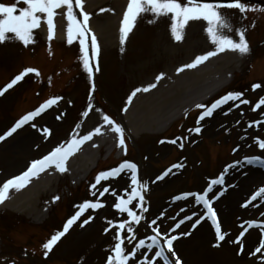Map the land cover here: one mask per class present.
I'll list each match as a JSON object with an SVG mask.
<instances>
[{"label": "rangeland", "instance_id": "374dc122", "mask_svg": "<svg viewBox=\"0 0 264 264\" xmlns=\"http://www.w3.org/2000/svg\"><path fill=\"white\" fill-rule=\"evenodd\" d=\"M99 1L101 2L97 5L99 6L98 8L108 6L113 15L109 13L107 16L101 15L98 10H93L94 7L90 10L92 11V21L97 26H100V23L105 22L110 17L114 24L118 22L119 15H115V12L119 13L122 8H120L121 2L118 0ZM245 5L249 8V5ZM258 8L261 9L260 7ZM259 9L255 11L249 10L244 13L239 12L237 9H221L229 28L220 29L219 31H225V35H228V33L234 34L237 30L242 31V19L240 18L242 15H246L245 20L247 22L254 20L255 23H258L260 20L258 16ZM168 22L169 20L166 21V27L165 20H162L155 26L144 29L146 25L144 26V22L140 20L137 27L126 37L125 43L121 45L118 42V47H114V45L110 47L103 39V37L108 38L110 35L113 37L117 31V26L112 30L109 28L108 33L101 37V42L105 46H102L103 53L99 58L100 67L96 77V83L99 88L97 99H101L102 104L105 101L106 105L104 107L109 108L113 114H119L120 108L125 105L127 94L133 89L135 90L136 87L147 84L149 82L148 79L154 73H164L170 66H175L178 62L183 61L186 52L190 48L185 50V48L178 49L176 47L179 52L176 51L172 55L167 53L166 49L170 44L169 42H171L170 40H172V37L170 38L169 36L170 27L168 30ZM159 27L164 28L163 33L156 30ZM206 27L205 21L198 23L190 21L186 26L182 40L200 41L202 39L191 53L194 54L197 50H204V32H206ZM248 30L250 31V27H248ZM253 31H250L251 38ZM35 35L38 38L39 32H36ZM153 35L160 37L155 40L151 38ZM262 37L264 35L258 36L260 39ZM73 51V49L68 50L64 55L69 52L73 53ZM252 53L254 54L253 51ZM257 55L264 58V43L257 49ZM31 56L33 57V54L28 53V51L25 52L18 43L15 46L12 43L0 45V86L6 78L9 79L11 77L15 72L14 70H18L22 65L36 64L38 67H45V73L53 72L56 76L54 84L40 93V87H37L32 79L1 97L0 130L9 121L11 122L12 119L17 118L20 114L39 104L41 99L49 95H54L52 98H60L59 105L37 118L32 123L36 127L30 124L0 144V185L7 181L9 176L20 171L33 158L69 136L71 123L77 116L78 110L82 109L86 104L84 96L89 93L90 89L86 84V77L80 63H74L75 66L71 74L73 77V79L71 78L72 82L69 84L67 78L65 85L62 84V81H59L61 75L57 74L49 63L44 64V59L41 55L40 57L36 54L33 58ZM262 60L264 61V59ZM4 61L6 65L3 64ZM262 66V70L250 78V72H246L247 68L244 64L240 72L235 74L230 84L222 91L220 90L214 94L216 96L224 91L241 93L240 99L247 100L249 103L242 105L239 100L233 101L228 108L215 112L209 118L200 121L199 124L196 123L200 128L199 133L190 131L195 123V112L188 119L180 120L182 122L178 120L180 123L176 128L175 124L178 122L172 124L161 133L143 134L135 140L137 153H130V158H139L138 160L141 162L142 177L145 181L144 185H146L144 189L148 193V204L150 211H152L150 215L148 213L138 214L141 217L139 223L155 225L152 224V221L155 220L151 216L166 207L164 205L168 198L186 190H200L202 185L207 184V177L214 176L215 172L221 169V165L233 157L228 153L230 148L235 147L237 149L234 152L236 158L248 153L258 152L256 139L264 137V123L254 126L252 121L264 117V105L261 108H256L257 110L255 111L252 109L261 97H264V65L262 64ZM56 79L59 81L57 84ZM254 80H262V84L257 81L260 87L255 90L249 85ZM257 82L255 81V83ZM60 86H63L61 91L58 90ZM206 91L204 90L202 93ZM169 103L171 101L168 100L162 107H167ZM236 105H239V107ZM250 123L252 127H249ZM43 129H48L50 134H46ZM167 136L166 141L165 137ZM173 140L176 143L169 142ZM22 143L26 147L23 150H21L23 148L21 147ZM211 152H218L215 156L216 158H210ZM115 161L113 158L106 162L102 160L99 167L113 164ZM175 162L180 168L174 174L154 186L150 183L164 167ZM238 171H240L239 174L241 176L245 175V170ZM238 177L239 175L234 177L228 175L226 177V185L234 183ZM65 179L68 178L65 177ZM262 181L264 182V180L254 182L249 189H246L247 191H244V189L238 190V195H235V197L233 192L240 185H236L232 189L229 188L228 192H225L224 198L215 204L218 223L221 226L222 233L226 234L225 240L219 242V246H214L217 244L216 238L212 236V231L210 232L206 223H203L202 227L196 229L195 233L175 244L174 251L182 264H264V250L258 253L255 251L257 245L261 246V241L264 240V227H251L243 239L239 240L240 244L235 243L237 232L248 225L249 222H261L264 224V200L260 202L256 200L249 206L251 208L242 207V205L248 203L250 190L254 189ZM92 184L93 182L90 186L91 189L86 191L84 188L80 193L79 188L81 185L77 186L76 194L79 195L74 197L71 202L68 201V197L65 198V207L58 214L59 219L52 216L53 213L51 212L48 219L42 222L44 223L43 225L49 224L48 227H43V229H47L33 228L26 230L22 226L15 225L13 226L14 230L0 233V236L4 239V242L0 243V264H106L107 257L112 254L111 249L116 242L114 240V223L119 220L117 216L119 214H112L107 208H102L95 214L86 211L58 241L48 256L45 257L43 255L42 244L50 239L55 232L61 231L63 222L75 212L78 205L84 200L93 202L101 192L102 187H105V183L96 184L95 188H92ZM68 202L70 203L68 204ZM230 202L234 204L232 209L227 207V203ZM232 203L231 205H233ZM225 207H227L226 210ZM6 211L5 213H11L8 210ZM62 215L63 217L65 216L64 220H62L63 217L61 218ZM142 216H144L145 220L142 219ZM21 217L26 219L23 216ZM89 217H91L90 220ZM84 220H89V222L83 224ZM109 221L112 222L111 225ZM0 222L6 227L12 224L8 219ZM28 224L42 225L33 222H28ZM81 224H83V227H81ZM134 224L137 225V223ZM50 225L54 228L53 230L49 228ZM170 225L171 223L167 220L165 222L162 220L157 229L160 233L167 232ZM105 229H108V231L106 232ZM203 229H206L208 234L206 239L202 238L203 244L200 245L198 232ZM186 231L187 229L180 227L173 234L185 235ZM0 232L3 231L0 230ZM130 235L131 233H127V230L124 233L121 232L125 251L130 246H133L135 242L134 239L131 243H128ZM142 235H145V233L143 229H140L136 238ZM250 237L251 240L248 244ZM258 238L260 241H258ZM241 246L243 247L242 253H240ZM147 261L148 259L145 260V262Z\"/></svg>", "mask_w": 264, "mask_h": 264}, {"label": "snow or ice", "instance_id": "6c2138e0", "mask_svg": "<svg viewBox=\"0 0 264 264\" xmlns=\"http://www.w3.org/2000/svg\"><path fill=\"white\" fill-rule=\"evenodd\" d=\"M22 2L25 7L18 8L17 4ZM66 7V12L64 16L67 20V42L69 44L73 43L74 38L78 39L80 45V53L82 54L81 60L85 72L88 74L89 80L92 78L93 69L91 66V61H94L98 54V44L95 35L91 32L89 28L90 15L83 11V0H16L14 4L5 5L0 3V43H4L9 39H15L22 42L24 45H28L32 42L33 30L41 26L42 22L46 23L48 30V39L51 40L54 35V17L57 15L56 10ZM74 9L79 10L74 11ZM221 9H237L239 12L244 13L246 11L256 9H249L246 7L241 0H227V2H209V0H128L125 11L123 12V17L121 20V25L119 28V40L120 44L125 43V39L128 34L132 31L135 23L138 18L144 14H151L152 19L150 23H154L160 18H167L170 21V32L172 38L176 41H180L183 38V33L186 26L190 21H205L207 27L205 31L209 40L215 45V51H208L204 55L196 56L192 63L184 65V68H195L197 65L208 60L210 57L217 55L220 52L234 51L240 54H247L249 52V45L246 41L245 35L242 31H235V35L238 37V41L230 38L229 36L222 34L220 29H227L229 26L226 24L223 13ZM105 11V9H101ZM259 11H264V9H259ZM82 18V19H80ZM11 34V35H9ZM90 38V43H89ZM90 49V55H89ZM184 68L177 69L178 72L183 71ZM36 72L34 69H25L20 74L16 75L8 84L4 86L3 89H0V95H3L6 91L13 88L17 85L18 82L22 81L28 73ZM39 75L38 72H36ZM162 79V74L156 77V80L159 81ZM156 84H149L144 88H136L131 95L128 97V102H131L132 98L139 92H148L151 88H155ZM253 89L259 88V84H254ZM242 96L241 93H228L222 96L220 99L216 100L210 106L197 105V108H204L205 110L198 117L197 123L204 120L206 117L212 116L213 112L220 108L222 105L227 104L229 101L239 100L241 104H248L249 101L240 99ZM59 98H51L44 103H42L34 111L27 113L17 120L14 125L0 135V141L5 140L6 138L12 136L18 129L29 124L30 121H33L34 118L39 117L43 112L50 108ZM261 105H264V97L257 102L253 107V111L256 108H259ZM239 107V105H236ZM82 115L87 116L88 113L84 112ZM227 115V113H225ZM104 122L112 126V131L117 134L118 137V147L124 146L123 139V129L114 123L107 115L102 117ZM259 123V122H253ZM33 127H36L35 124H32ZM79 127V125H77ZM249 127H252V124H249ZM46 134H50L48 129H43ZM190 131H195L196 133L200 132V128L196 127L195 129H190ZM94 134H100V128L97 127L93 132H89L87 135H83L77 138L75 135L68 140L65 144L58 145L54 147L49 153L42 156L39 159L32 160L27 167V169L20 175L12 177L0 185V203H3L7 198L10 190L15 189L19 191L21 188L25 187L32 178L38 177L39 174L47 171L49 168L54 167L58 172L67 171L66 161L68 158L73 155L80 147L86 142L92 139ZM171 143H176L175 140L170 141ZM258 146L260 149L264 150V141L257 139ZM244 163L252 164L254 162L264 163L259 157L255 158H245ZM237 164L241 163L240 161L236 162ZM231 165L229 167H234ZM173 167H178L174 165ZM124 170H131V181L135 185L137 184V166L134 163L124 161L119 164L118 167L113 168L107 172L99 173L95 180L96 184H100L102 180H107L110 177L115 178L117 175L122 173ZM227 171V169H225ZM162 177H157L161 179ZM223 183V178H218L212 180L208 186V190L204 195H195V203L202 204L206 209V212L201 218L211 219L212 225L215 228V238L217 244L214 246H219V242L224 241L226 234L222 233L221 226L217 222L216 213L212 207L211 200L206 199L208 192L212 190L213 185H219ZM96 184L92 185V188L96 187ZM141 188H146V185H141ZM109 192V189L105 187L102 192L99 193L100 196H103L105 193ZM95 195V193H93ZM139 195V192L136 188L132 189V196L128 200L119 199V202L114 205L116 209L120 212H127L128 217L132 221L139 224L141 217L136 215L134 212L128 209L127 205L131 203L132 199ZM264 196V187L260 188L252 197L251 201H255L258 197ZM54 199H59L55 197ZM140 199L143 200V197L140 196ZM179 199V197H177ZM248 205H242V207H247ZM103 207V204L100 202H89L85 201L83 204L79 205V210L67 222L63 225L62 231L55 232L50 239L42 244L43 255L45 257L53 250V247L58 243V241L69 231L70 227L80 218L86 209H98ZM142 211H147L143 209ZM91 217H89V220ZM187 220H191V216L185 217ZM89 220H84L83 224H87ZM184 221L181 220L182 224ZM200 219H197L196 223L198 224ZM111 221L109 224L111 225ZM156 221H152V224H155ZM81 224V227H83ZM180 225L177 224L176 227ZM196 225L194 224L193 227ZM254 225L249 222V227ZM119 229H125L126 224L120 223L118 225ZM151 227L152 232L155 235L148 237L151 240V243L147 245L148 249L158 248V251H155V258H162L164 264H182L180 259L177 257L174 248L173 241L177 239L176 236L164 240V247L167 248V252L173 258L170 262L169 256L165 255L164 247H161L160 240L158 237H161L160 231L156 227ZM107 232L108 229H105ZM247 229L244 230L246 232ZM127 232L133 233V228L129 223L127 225ZM244 232H241V236L244 235ZM135 235H132L128 238V243H131L135 239ZM116 241L114 247L111 249L112 254L107 257L106 264H129L130 260H133L136 256V252L145 247L143 239H140L139 242L135 245L131 252L125 253L124 240L121 239V233L117 231L114 236ZM235 243L240 244L239 239ZM264 248V240L261 241V246L257 247L255 251L258 253L261 249ZM243 247L240 248V253H242ZM238 253V254H240ZM140 264H145L144 261H141ZM147 264H152L151 260ZM157 264L159 262L157 261Z\"/></svg>", "mask_w": 264, "mask_h": 264}, {"label": "bare ground", "instance_id": "6f19581e", "mask_svg": "<svg viewBox=\"0 0 264 264\" xmlns=\"http://www.w3.org/2000/svg\"><path fill=\"white\" fill-rule=\"evenodd\" d=\"M98 3H99V0H88V6L87 7H89V9H91L94 5H97ZM92 26L95 27L94 29H95L97 34L100 33L101 35H106L108 33L109 27H111V29H112V26L115 27L116 24H114L112 22L111 18H108L105 22L100 23V26H97L96 24L93 25V23H92ZM107 43L110 44V39H107ZM229 55H231V54H229ZM218 58L219 59L213 60V62L214 61H218V63H219L218 66L216 67L217 69L221 68L220 65H223L222 62L226 63L230 59L227 56V54H225L223 56H219ZM200 70H202V72H200V74H198V76L195 75L196 72H194V71L183 72L180 75V77H182V76H184V77L183 78L179 77L180 79H179L177 84L169 86V89H168L169 92H166V89L165 90L161 89V92H162L163 96H173L174 94L172 95V93H171V90H173V89L175 90L176 93L177 92H181L182 93L183 90H188V88L191 87L190 86L191 84H196L197 82H199V79L201 80V78H203L204 76H206L208 74H214V72H210L209 69L201 68ZM191 74L195 75V78H192L193 76ZM177 88H179V89H177ZM155 90H156V88H154V90H152V91H149V93L143 95L142 97L140 95L139 100H134L131 103L130 107L128 108L129 109L127 111L128 113H127V115H125V118L128 119V122L132 118H134V117L137 118V117L140 116V118H137V120H136L137 122L136 121L133 122L131 120V122H133L132 130L136 134H141L142 132H145V131H148V132H150V131H158L159 130L158 127L161 128V126H162V123L160 125H158V123H157V121L159 119L165 118L169 122L174 121L175 120V114L178 111H180L181 109H183L184 107H186V104H185L186 101H185L183 104L178 106V108H179L178 111L176 109H174L173 112L167 113L166 115H162V114L158 115V112H155L154 109L159 110L160 109V104L158 106H155L152 103L150 97H148L147 101L142 100L144 98H147L146 96L151 95L152 92H154ZM184 97H185V95L182 96V98H184ZM187 99H188L189 102L192 101V98H187ZM193 103L194 102H192V104ZM137 110L139 112L136 114ZM142 114H143V117H142ZM153 117H155V118L153 119ZM21 147H23L21 150L26 148L24 143L21 144ZM94 157H96V155L91 154L90 158L84 159L85 161H83L82 163L78 162V171L79 170L88 169V167H90V165L88 163V160H93ZM73 171L74 172L72 174H75V173L79 174L78 171H76L75 169H73ZM55 181H56V178L54 179L52 177H46L43 180H39L38 184L31 185V188H29L30 189L29 192L22 191L21 193L17 194L16 198H18L20 196L22 198H21L19 203L13 202V204L11 206L14 207V208L17 207V209L18 208L24 209V211L27 212V213L28 212L29 213L33 212L35 209H37V208H35L37 197L43 192L47 193V191H53L54 188H52L51 185ZM257 181L258 180H256V178L254 176H252V173H250L246 178L241 179L239 181L240 187L236 191L233 192L234 197H235V195L236 196L238 195V193H237L238 190L244 189V191H245L246 189H249L254 182H257ZM231 203L232 202L227 203V207H230L232 209L234 207V204L232 203L233 205H231ZM227 207H225V209H227ZM42 215H43L42 213L38 214L39 217H41ZM198 233H199V237H200L199 244L202 245L203 244V241H202L203 239L202 238H205V239L207 238L208 231L206 229H203V230L199 231ZM250 240H251V237L248 240V244H249Z\"/></svg>", "mask_w": 264, "mask_h": 264}]
</instances>
